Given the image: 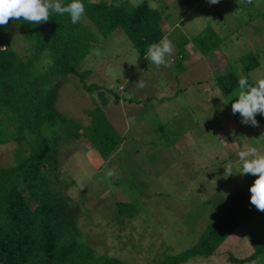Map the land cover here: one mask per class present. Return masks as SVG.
I'll return each mask as SVG.
<instances>
[{
    "label": "rangeland",
    "instance_id": "1",
    "mask_svg": "<svg viewBox=\"0 0 264 264\" xmlns=\"http://www.w3.org/2000/svg\"><path fill=\"white\" fill-rule=\"evenodd\" d=\"M119 1L135 7L144 0ZM151 2L154 9L169 8L165 30L174 50L168 67L157 69L142 57L123 28L108 38L98 35L99 43L78 65L81 72L91 71L87 83L100 85L110 99L102 108L122 136L107 160L86 139L73 136L77 124L90 123L88 112L101 104L99 92L85 91L75 74L58 85L56 109L67 119L54 129L61 138L57 169L65 186L60 192L81 206L80 231L99 254L157 264L191 248L216 217L232 210L239 223L235 232L212 257L184 264H264V256L252 262L230 259L250 257L251 239L264 225V212L250 203L253 176L241 175L238 163V153L248 147L264 153V115L257 114L258 127L243 124L231 108L239 88L225 97L216 84L229 72L250 85L264 77V0ZM208 30L223 42L203 55L193 40ZM9 31L14 47L26 54L16 23ZM186 39L190 42L181 47ZM251 54L259 56L260 65L246 73ZM142 72L146 87L139 88L135 83ZM15 146L0 145V167L13 164ZM229 162L233 175L225 176ZM109 169L115 172L111 178ZM118 203L133 204L136 214L121 216Z\"/></svg>",
    "mask_w": 264,
    "mask_h": 264
},
{
    "label": "trees",
    "instance_id": "2",
    "mask_svg": "<svg viewBox=\"0 0 264 264\" xmlns=\"http://www.w3.org/2000/svg\"><path fill=\"white\" fill-rule=\"evenodd\" d=\"M72 0H62L67 6ZM85 12L80 22L72 24L68 14L50 12L49 21L29 24L23 18L0 26V145L16 144L14 161L0 167V264H131L118 257L99 254L79 228L81 206L69 195L60 192L65 184L59 180L57 154L61 138L54 129L67 121L56 109L58 85L67 76L79 77L88 93L99 92L101 104L88 112V125L75 126V139L84 138L107 160L122 141L103 106L110 103L103 88L87 83L91 71H79L99 43V36L110 37L123 28L142 57L147 46L167 34L165 26L170 14L166 6L149 8L148 0L130 7L119 0H82ZM264 18V13L261 14ZM87 20L95 30L85 25ZM16 23L26 41L22 55L8 36ZM190 41L179 43L181 47ZM223 40L208 30L193 43L203 55L220 48ZM254 61V64L250 61ZM244 71L260 65L259 56L245 60ZM185 69L183 65H179ZM234 72L221 75L216 84L225 97L238 88ZM52 127V135L45 134ZM258 177L253 176L254 182ZM119 214L133 217L137 208L118 203ZM239 227L234 212L216 217L197 242L178 255L167 256L157 264H184L202 257L210 258ZM89 241V242H88ZM253 254L247 259L257 261L264 256V225H259L251 239Z\"/></svg>",
    "mask_w": 264,
    "mask_h": 264
},
{
    "label": "clouds",
    "instance_id": "3",
    "mask_svg": "<svg viewBox=\"0 0 264 264\" xmlns=\"http://www.w3.org/2000/svg\"><path fill=\"white\" fill-rule=\"evenodd\" d=\"M252 3V0H247ZM210 5L220 3V0H208ZM149 8L154 4L149 0ZM50 12L63 15L68 14L72 24L80 22L85 12L82 0H72L67 6L62 4V0H0V26H7L10 20L23 18L29 24H41L49 21ZM174 45L167 35L158 42L147 46L145 59L153 64L157 69L161 66L168 67V59L173 54ZM147 72H142L140 79L135 83L136 87H146L144 76ZM239 91L236 94L235 102L231 104L232 113L242 117L245 125L258 127L257 114L264 115V77L256 80L254 85H250L247 78L240 77L238 80ZM239 173L241 175L251 174L258 177L254 180L249 191L251 193L250 203L261 212H264V153L258 151L256 147H248L238 153ZM225 176L233 175V163L229 162L224 166ZM107 176L111 178L115 175L114 170L109 169Z\"/></svg>",
    "mask_w": 264,
    "mask_h": 264
}]
</instances>
